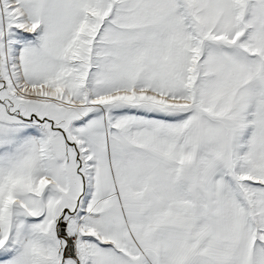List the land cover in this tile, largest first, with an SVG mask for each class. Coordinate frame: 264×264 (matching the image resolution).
<instances>
[{
	"label": "snow or ice",
	"instance_id": "snow-or-ice-1",
	"mask_svg": "<svg viewBox=\"0 0 264 264\" xmlns=\"http://www.w3.org/2000/svg\"><path fill=\"white\" fill-rule=\"evenodd\" d=\"M0 264H264V0H0Z\"/></svg>",
	"mask_w": 264,
	"mask_h": 264
}]
</instances>
